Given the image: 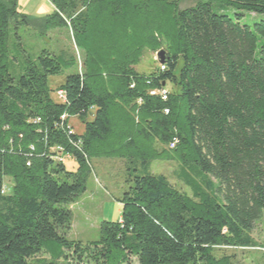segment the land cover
I'll return each mask as SVG.
<instances>
[{"label": "trees", "instance_id": "16d2710c", "mask_svg": "<svg viewBox=\"0 0 264 264\" xmlns=\"http://www.w3.org/2000/svg\"><path fill=\"white\" fill-rule=\"evenodd\" d=\"M182 1L52 0L45 27L71 30L84 72L66 54L44 50L33 60L15 34L25 55L14 77L11 25L29 21L18 0H0V264H232L215 250L257 247L264 0H201L180 10ZM152 9L170 18L159 35ZM146 47L166 50L151 74L136 70ZM68 71L65 101L56 102L49 80ZM59 149L75 171L58 161ZM96 157L125 159L128 189L120 221H103L99 239L85 245L67 238L70 206L86 193ZM161 159L204 178L198 201L152 173Z\"/></svg>", "mask_w": 264, "mask_h": 264}, {"label": "rangeland", "instance_id": "374dc122", "mask_svg": "<svg viewBox=\"0 0 264 264\" xmlns=\"http://www.w3.org/2000/svg\"><path fill=\"white\" fill-rule=\"evenodd\" d=\"M199 1L201 0H183L179 5V9L184 10L193 7ZM18 9L20 14L28 19L29 24L21 25L18 31H15L14 24L11 25L12 31L9 41L10 73L14 77L22 72L25 53L36 60L44 50H48L55 55L66 54L73 57L76 61L75 71L78 73L84 72L85 52L77 48L71 30L47 29L45 27L44 21L55 12L52 0H18ZM149 18L157 34L161 29L170 27L169 15L160 9L155 11L152 9ZM250 18H255V16L251 15ZM15 34L20 36L25 53L18 49ZM161 53H163L165 61V49L160 48V50L154 51L146 47L136 70L139 73L151 74L161 68V58H159ZM70 73L68 71L49 80L52 98L56 102L60 101L58 93L65 85ZM167 90L171 91L173 87L168 86ZM70 125L76 134H83L85 127L77 118H71ZM155 149L161 152L163 146L156 143ZM64 161L69 171L73 172L77 169L75 160L67 158ZM91 166L93 171L88 180L86 193L70 206L73 220L67 235L69 241L80 242L85 245L99 239V226L103 221H120L122 206L118 200L124 191L128 189V169L125 159L96 157L91 160ZM151 171L155 175L165 176L176 189L195 201L199 200L196 194L205 189L204 178L194 174L178 161L155 160ZM7 183L9 184V182ZM251 235L257 247L216 249L215 256L230 258L232 264H264V216L255 225ZM48 258L47 255H42L37 259ZM130 264H138V262L135 258H132Z\"/></svg>", "mask_w": 264, "mask_h": 264}, {"label": "built area", "instance_id": "2783aa9c", "mask_svg": "<svg viewBox=\"0 0 264 264\" xmlns=\"http://www.w3.org/2000/svg\"><path fill=\"white\" fill-rule=\"evenodd\" d=\"M58 95H59V100L65 101V93L63 91H60L58 93ZM58 152L60 154V157L58 158V161H64L65 159L68 158V157H65V158L62 157V155H61L62 150L61 149H59ZM5 192H6V188H4V190L2 191V194H5Z\"/></svg>", "mask_w": 264, "mask_h": 264}, {"label": "water", "instance_id": "95a60500", "mask_svg": "<svg viewBox=\"0 0 264 264\" xmlns=\"http://www.w3.org/2000/svg\"><path fill=\"white\" fill-rule=\"evenodd\" d=\"M159 58H161V61H160V62H161V64L163 65L164 62H165V61H164V57H163V53H161V54L159 55Z\"/></svg>", "mask_w": 264, "mask_h": 264}]
</instances>
